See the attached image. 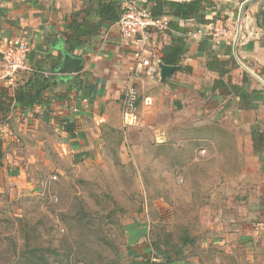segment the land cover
Listing matches in <instances>:
<instances>
[{
  "label": "rangeland",
  "instance_id": "obj_1",
  "mask_svg": "<svg viewBox=\"0 0 264 264\" xmlns=\"http://www.w3.org/2000/svg\"><path fill=\"white\" fill-rule=\"evenodd\" d=\"M249 80L251 106L140 96L84 151L34 113L4 158L21 175L0 194V264H264V82Z\"/></svg>",
  "mask_w": 264,
  "mask_h": 264
},
{
  "label": "crops",
  "instance_id": "obj_2",
  "mask_svg": "<svg viewBox=\"0 0 264 264\" xmlns=\"http://www.w3.org/2000/svg\"><path fill=\"white\" fill-rule=\"evenodd\" d=\"M85 1L0 0V33L10 38L21 37L31 45L28 55L31 70L23 73L14 85L0 81V99L10 107L8 113L0 112V139L4 150L0 194L8 192L13 198L18 192L3 191L5 183L12 188L13 182L19 183L21 175V169L5 162L12 159L7 155V148H13V144L20 141V132L38 130L34 113L42 123L49 121L56 127L60 144L74 146L80 151L91 148L93 138L98 139L102 131L122 130L127 125L121 104L136 65L133 43L121 37L116 25L103 28L83 48L65 45L61 36L66 20L87 7ZM209 1L211 4L204 13L206 24L197 19L180 23L182 29H186L183 37L187 48L181 66L191 68L192 72L179 71L177 67L163 79L159 70L155 78L143 77L135 82L143 100L151 98L159 111L169 104L171 108L190 105L194 92L207 95L212 92L218 102L223 100L222 92L213 88L220 76L207 68L213 57L229 63L224 78L227 83L244 86L250 76L264 82V0ZM167 18L174 21L173 17ZM180 35L175 29H169L166 34L154 37L158 58L162 56V48ZM64 52L83 60L81 71L72 75L56 71L64 59ZM39 68L56 82V87L45 94L43 102L23 110L7 101L14 96L19 84ZM28 122L30 126H26ZM99 144L95 145L100 147Z\"/></svg>",
  "mask_w": 264,
  "mask_h": 264
},
{
  "label": "trees",
  "instance_id": "obj_3",
  "mask_svg": "<svg viewBox=\"0 0 264 264\" xmlns=\"http://www.w3.org/2000/svg\"><path fill=\"white\" fill-rule=\"evenodd\" d=\"M138 2L142 8H147L156 18L173 17L174 21H169V29H175L181 35L175 38L170 45L164 46L161 50V62L167 66L178 67L179 71L191 73L189 67L183 68L181 61L187 52L183 35L186 29H182L181 22H189L197 19L206 24L204 13L207 11L209 0H192L188 2H178L173 0H90L89 6L83 11L75 13L70 19L66 20L65 32L61 36L64 38L65 45L72 48L85 47L89 41L97 37L103 28L116 25L126 12L125 3ZM84 14V17H82ZM264 15V13H263ZM234 66L237 65L235 59ZM229 63L213 57L207 68L217 72L219 80L214 83V91L219 89L224 95L238 98L241 105H249L255 101L254 92H250L246 85L238 86L230 82H225L224 78L228 74ZM82 70V67L79 71ZM56 87V82L50 76H45L39 68L31 73V76L19 84L14 96L7 101H11L23 110L32 109L34 106L43 102L45 94ZM9 106L0 99V112L8 113ZM4 157L3 142L0 139V167ZM152 264H168V262H157Z\"/></svg>",
  "mask_w": 264,
  "mask_h": 264
},
{
  "label": "built area",
  "instance_id": "obj_4",
  "mask_svg": "<svg viewBox=\"0 0 264 264\" xmlns=\"http://www.w3.org/2000/svg\"><path fill=\"white\" fill-rule=\"evenodd\" d=\"M126 12L116 24L122 38L131 41L135 48L136 65L130 74L131 85L126 89L121 109L126 123L136 120L140 95L135 82L143 77L155 78L160 70L161 58L154 54V37L169 31L167 17H154L147 8L136 2L125 3ZM154 47V48H153ZM31 49L29 41L10 38L0 33V81L17 83L23 73L30 71L28 55ZM158 59V61H157ZM144 104L151 106V98H145Z\"/></svg>",
  "mask_w": 264,
  "mask_h": 264
},
{
  "label": "water",
  "instance_id": "obj_5",
  "mask_svg": "<svg viewBox=\"0 0 264 264\" xmlns=\"http://www.w3.org/2000/svg\"><path fill=\"white\" fill-rule=\"evenodd\" d=\"M83 60L81 58H75L71 56L70 54L64 52V59L61 62V64L56 68V71H58L60 74H76L79 72L81 66H82ZM161 77L163 79L167 78L169 75H171L177 67L174 66H167L162 63L159 65Z\"/></svg>",
  "mask_w": 264,
  "mask_h": 264
}]
</instances>
